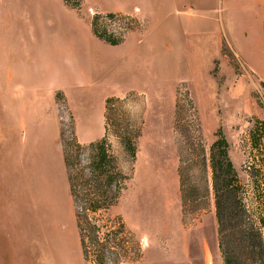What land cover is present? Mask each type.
Segmentation results:
<instances>
[{"label": "rangeland", "instance_id": "rangeland-1", "mask_svg": "<svg viewBox=\"0 0 264 264\" xmlns=\"http://www.w3.org/2000/svg\"><path fill=\"white\" fill-rule=\"evenodd\" d=\"M125 1L69 0L65 7L56 0H0L7 68L16 61L22 74H37L34 61L53 50L48 41L61 43L65 61V89L0 92V264H95L82 256L63 151L102 137L109 96L117 98L109 127L138 130L134 157L114 132L106 139L126 179L97 222L120 217L132 234L134 258L121 257L120 264H223L209 161L218 127L229 143L239 198L258 225L264 221V133L255 145L250 137L264 120V44L253 31L246 38L237 17L224 13L221 22L201 23L192 47L179 48L169 32L148 27L138 5L106 16ZM96 12L100 26L122 37L118 43L91 34Z\"/></svg>", "mask_w": 264, "mask_h": 264}, {"label": "trees", "instance_id": "trees-1", "mask_svg": "<svg viewBox=\"0 0 264 264\" xmlns=\"http://www.w3.org/2000/svg\"><path fill=\"white\" fill-rule=\"evenodd\" d=\"M70 4L69 0H63ZM108 12L106 16L111 17ZM101 14L96 12L90 21L92 33L100 40L114 45L122 39L113 36L98 22ZM264 88V79L260 80ZM117 100L115 96L105 99L104 134L86 145L76 142L73 151H63V161L67 171L69 194L74 209L75 220L82 250L86 261L95 264H120V258H134L129 254L127 244L132 234L126 229L120 217L112 218L105 224L97 222V216L109 209L118 199L124 179L116 170L113 158L108 153L107 135L110 131L120 138L131 157L135 155V138L138 130H121L114 124L109 127L110 111ZM123 131L122 135L120 132ZM264 133V120L255 122L250 130L253 144L261 140ZM216 139L209 148V161L212 175L215 217L218 225V246L223 264H264V221L259 225L250 217L245 205L239 198L241 185L237 171L229 156V143L221 127ZM87 150L88 161L82 162V151ZM87 160V159H86ZM84 161V160H83ZM83 164V165H82ZM180 191L184 202L185 178L180 166ZM105 229V231H103ZM139 248V247H138Z\"/></svg>", "mask_w": 264, "mask_h": 264}, {"label": "crops", "instance_id": "crops-1", "mask_svg": "<svg viewBox=\"0 0 264 264\" xmlns=\"http://www.w3.org/2000/svg\"><path fill=\"white\" fill-rule=\"evenodd\" d=\"M56 1L68 7L63 0ZM131 5H138L143 10L148 18L149 28L169 32L170 39L179 48L192 47L196 32L201 31V23L204 25L206 18L221 22L224 13L229 18L231 13L237 17L238 26L246 38L253 31L251 37L264 44V0H126L123 5L108 12L126 13ZM89 29L91 31L90 25ZM40 33L41 46L46 49L45 32L42 29ZM91 34L96 37L92 31ZM133 34L130 32L129 37H134ZM48 47L53 50L48 52V58L34 61L37 74L31 76L22 74L21 66L16 61L13 67L7 68L5 58L0 54V92H48L52 95L65 89V83L62 82L65 72L62 65L65 61L61 59V43L48 41ZM17 53L15 54L18 55ZM241 56L246 60L244 55ZM259 77L264 79L262 75ZM69 197L71 199L70 194Z\"/></svg>", "mask_w": 264, "mask_h": 264}, {"label": "built area", "instance_id": "built-area-1", "mask_svg": "<svg viewBox=\"0 0 264 264\" xmlns=\"http://www.w3.org/2000/svg\"><path fill=\"white\" fill-rule=\"evenodd\" d=\"M125 15H126V17H128V20L131 19V21L129 22V24L130 25L133 24L132 17L130 15H128V14H125Z\"/></svg>", "mask_w": 264, "mask_h": 264}]
</instances>
